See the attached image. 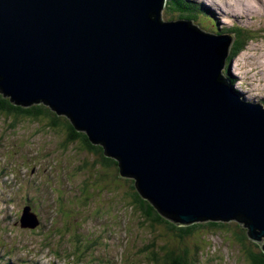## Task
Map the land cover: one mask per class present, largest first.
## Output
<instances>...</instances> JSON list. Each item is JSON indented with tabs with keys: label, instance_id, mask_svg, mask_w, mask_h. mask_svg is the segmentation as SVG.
Segmentation results:
<instances>
[{
	"label": "water",
	"instance_id": "water-1",
	"mask_svg": "<svg viewBox=\"0 0 264 264\" xmlns=\"http://www.w3.org/2000/svg\"><path fill=\"white\" fill-rule=\"evenodd\" d=\"M166 8L0 0V93L67 115L165 218L240 221L264 253V108L222 74L232 38Z\"/></svg>",
	"mask_w": 264,
	"mask_h": 264
},
{
	"label": "rangeland",
	"instance_id": "rangeland-1",
	"mask_svg": "<svg viewBox=\"0 0 264 264\" xmlns=\"http://www.w3.org/2000/svg\"><path fill=\"white\" fill-rule=\"evenodd\" d=\"M190 1L196 3L193 7L200 4L211 13L192 12L195 9L184 12L197 18L193 24L204 33L216 35L218 30L239 26L253 36L231 65V75L236 85L241 87L240 83H244L247 98L264 97V0ZM172 10L166 8L162 12L163 21L176 20L178 12ZM210 16L217 20L218 29ZM260 73L262 77L256 82ZM67 135L63 128L48 129L44 120L15 122L0 114V264H99L100 260L110 264L114 258L120 263V251L122 264L126 260L127 264H164L158 260L161 253L157 252L154 258L145 251L151 243L156 244L157 251L166 244L179 250L189 248L193 264H252L246 245L237 235L236 222L226 223L229 227L224 230H198L185 239L169 235L165 226L153 229L143 221L139 210L130 206L133 196L128 192H134L130 189L134 180L101 174L100 157L85 151L81 142L64 145ZM46 181H53V185L60 181L55 193L50 190L51 185L42 192L36 189ZM99 187L103 189L97 190ZM38 195L43 204L39 219L33 214L32 220L27 215L28 220L21 222L23 210L31 203L38 205L33 210L39 215ZM39 220L42 227L33 229L29 225ZM102 237L109 248L102 243ZM255 244L261 250L260 244ZM45 254L48 256L43 257ZM53 257H66L65 263Z\"/></svg>",
	"mask_w": 264,
	"mask_h": 264
},
{
	"label": "trees",
	"instance_id": "trees-1",
	"mask_svg": "<svg viewBox=\"0 0 264 264\" xmlns=\"http://www.w3.org/2000/svg\"><path fill=\"white\" fill-rule=\"evenodd\" d=\"M186 1V2H183ZM168 3L174 9L181 10L182 12L188 11L190 9H196V7L191 8V1L187 0H168ZM200 9L197 11L192 12H200L204 13L206 15H211L210 12L205 11V8L203 5H200ZM189 18H192V16H188ZM211 17V16H210ZM213 21L215 22V27L218 29L217 20L213 17H211ZM211 22V21H210ZM212 23V22H211ZM215 28V29H216ZM226 30L225 32H227ZM224 31H219L217 34L222 33ZM235 35V40L233 43V48L228 56L227 59V71L229 69L230 63L236 58L239 54H241L244 49L246 48V44L252 40V37L249 35V32L246 30H242V28L235 27V29L232 28V31H230ZM226 71V73H227ZM225 73V75H226ZM229 75L231 84L235 85L236 81L235 78H233L230 74V72L227 73V76ZM0 114L6 116L7 118H12L15 122H17L18 119H27V120H44L46 123V126L48 129H60L63 128L68 131L67 139L64 140V145L66 144H73L76 142H81V144L84 146L85 151L94 153L96 156L100 157V173L103 175H107L108 173H112L113 175H116L118 178L120 175V168L118 166L117 160H112L110 158H107L104 156V148L101 145L92 143L87 135L83 132H79L71 123L69 120V117L67 115L60 116L56 111L51 109L47 104L45 103H35L31 106H18L14 104L10 98H5L2 93H0ZM12 127V126H11ZM13 128V127H12ZM93 145H98L93 146ZM114 169V170H113ZM105 173V174H104ZM129 179V178H128ZM131 180V179H130ZM132 185L130 186V189H133L134 192L130 194L128 192V195L130 197L133 196L132 202L130 206L134 207L136 210H139V212L142 214L143 221H146L148 224L151 225L153 229L156 228V226H165L167 229V233L173 237H179L180 239H185L186 237L193 236L196 234V232L199 230L201 232L203 229H210L211 232L220 229H225L229 226H227L226 223H215V222H208L207 224H196L188 227H180L177 226L175 223H173L171 220H168L164 218L158 210L154 207L153 204L148 202V200L143 199L140 194L137 192V189L135 187V182L131 180ZM96 186H99L98 184ZM103 187L97 188V190L101 191ZM111 211V209H108ZM69 215L72 216V211L69 210ZM73 217V216H72ZM238 223V230H239V238L240 242L242 241L246 247L245 251L248 254L249 259L251 260L252 264H264V255L261 251L254 250L251 247V244L247 243L248 238L247 235H245V229L241 227L240 221H237ZM156 241V240H154ZM253 246V244H252ZM258 249V247L256 246ZM150 249H153V251H150ZM156 244L151 243L148 247H146L145 251L149 252V256H155L156 258L157 252L161 253V256H159V259H162L164 264H193L192 259L190 258V249L184 248L183 250H179L177 248H174L170 246L169 244L163 245V248L159 251L156 250ZM59 255V254H58ZM57 256V255H56ZM66 259V257H64ZM59 260H63V257L59 258ZM158 263V262H157Z\"/></svg>",
	"mask_w": 264,
	"mask_h": 264
},
{
	"label": "bare ground",
	"instance_id": "bare-ground-1",
	"mask_svg": "<svg viewBox=\"0 0 264 264\" xmlns=\"http://www.w3.org/2000/svg\"><path fill=\"white\" fill-rule=\"evenodd\" d=\"M183 2H186V1H183ZM192 3V5H191V8L196 4V3H193V2H191ZM213 5V4H212ZM211 4H210V6H212ZM196 8H198V9H200V7H196ZM197 9V10H198ZM206 11V10H205ZM200 13V12H199ZM219 15H220V13H219ZM214 18V17H213ZM216 28V27H215ZM233 29H235V27L233 28ZM222 32V31H221ZM206 34H211V33H206ZM223 35H225L224 34V32H223ZM232 48L233 47H230L229 48V54H230V52H231V50H232ZM240 55V54H239ZM238 57V56H237ZM236 57V58H237ZM236 58H234V60L236 59ZM233 62V61H232ZM230 74H232L231 73V70H230ZM235 86V88L237 89V91L239 92L240 90H241V87L239 86V85H234ZM246 90V89H245ZM245 92V91H244ZM239 95H240V97L241 98H246L244 95H242L241 93H238ZM247 95H248V93H247ZM250 95V94H249ZM256 96H254L253 95V98H255ZM251 99L250 101V104H253V102L254 103H257V104H262V106H263V108H264V102L262 101V99H258V98H256V99ZM79 132H82V131H79ZM104 156H105V154H104ZM105 157H107V158H110V159H113L114 160V158L113 157H108V156H105ZM132 179V178H131ZM134 180V179H133ZM134 182H136L135 180H134ZM138 192V191H137ZM139 193V192H138ZM141 196V195H140ZM142 197V196H141ZM144 199V198H143ZM146 200V199H145ZM31 219V218H30ZM26 220H28V218H26ZM32 220V219H31ZM174 223V222H173ZM176 224V223H175ZM177 226H180V227H184V226H182V225H179V224H176ZM245 229H247V228H245Z\"/></svg>",
	"mask_w": 264,
	"mask_h": 264
},
{
	"label": "clouds",
	"instance_id": "clouds-1",
	"mask_svg": "<svg viewBox=\"0 0 264 264\" xmlns=\"http://www.w3.org/2000/svg\"><path fill=\"white\" fill-rule=\"evenodd\" d=\"M197 18H195L194 19V22H195V20H196ZM223 30V29H222ZM224 31V30H223ZM212 34V33H211ZM214 35V34H213ZM218 35H220V36H224V35H222V33H220V34H218ZM224 73V72H223ZM224 75V74H223ZM225 76V75H224ZM232 76V75H231ZM233 77V76H232ZM225 78H227L228 80H229V82H230V78H229V76L228 77H226L225 76ZM230 84H231V82H230ZM231 85H233V84H231ZM233 87V86H232ZM236 89V88H235ZM149 202V201H148ZM167 219V218H166ZM240 225H241V227H243L244 229H245V227L243 226V224H241L240 223ZM246 230V232H247V229H245ZM247 238H248V236H247ZM248 243V242H247ZM262 252V251H261ZM262 254L264 255V253L262 252Z\"/></svg>",
	"mask_w": 264,
	"mask_h": 264
}]
</instances>
